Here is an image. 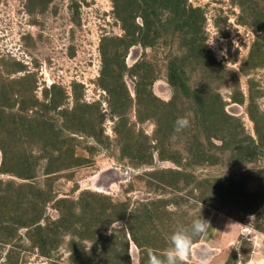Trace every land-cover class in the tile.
<instances>
[{
	"label": "trees",
	"instance_id": "1",
	"mask_svg": "<svg viewBox=\"0 0 264 264\" xmlns=\"http://www.w3.org/2000/svg\"><path fill=\"white\" fill-rule=\"evenodd\" d=\"M233 1L243 13L248 11L245 24L257 27L259 33L239 65L241 75L247 77L250 71L264 67V13L258 12L259 3L255 0ZM27 2V10L31 12L36 7L35 0ZM37 2L44 9L48 1ZM110 2L122 35L101 37L98 48L101 68L96 85L107 94L109 110L116 119L114 140L103 133L99 103L84 101L82 85L73 82L69 93L52 83L42 88L43 98L39 101L35 94L36 75L27 72L25 65L15 60L8 70L12 67L11 73L23 72V75L13 81L0 79L2 245L12 242L17 231L24 228L31 247L46 258L58 251L67 238L68 264H131L127 239L130 235L140 250L139 264H147L149 253L160 256L168 247L154 221L160 226L163 217L172 215L168 206L178 202L156 199L143 204L140 213L135 215L130 213L127 201H113L107 195L89 190L80 191L75 199L59 197L55 183L62 178L70 180L76 169L92 163V157L99 150H109L115 145L119 147V157L130 159L136 166L151 165L154 152L160 161L184 168L217 166L225 156L234 163L249 164L263 155L264 112L251 92L245 97L238 90L233 71L218 69L220 64L206 44L202 9L193 7L187 0ZM243 16L239 18L244 20ZM173 39H177L182 51L172 55L166 65L165 81L171 89V97L163 101L152 92L153 83L158 79L155 66L142 59L127 67L124 59L132 46L154 48ZM3 60L0 63L5 64ZM198 71L201 72L199 84L191 87L188 75ZM217 71L229 75L230 79L218 77L212 84ZM125 75L133 79V97L123 81ZM23 81L29 84L14 96L13 87ZM248 83L251 85L252 81ZM226 85L232 88L229 96L232 103L247 102L246 112L254 126L255 140L250 135L243 136L237 119L225 112V102L218 88ZM130 108H134L136 123L151 121L154 124L152 143L142 142L141 146L130 143L128 137L134 134L131 126L126 127ZM180 117L188 119L189 126L177 133L174 122ZM173 138L181 141L182 146L180 151L172 153L169 145ZM249 174L203 181L180 170L151 175L154 186L163 189L178 188L180 178L184 187L211 184L212 193L209 197L201 194L199 202L215 208L212 200L216 202L230 193L234 197L230 208L239 207L237 212L247 216L256 209L253 205L249 209L239 199L243 200L242 193L246 195ZM49 204L57 212L54 220L46 216ZM224 204L225 200L221 206ZM123 219L126 225L113 230V224ZM86 243L92 244L89 249ZM13 254L17 255L13 248L7 251L4 264H17Z\"/></svg>",
	"mask_w": 264,
	"mask_h": 264
},
{
	"label": "rangeland",
	"instance_id": "2",
	"mask_svg": "<svg viewBox=\"0 0 264 264\" xmlns=\"http://www.w3.org/2000/svg\"><path fill=\"white\" fill-rule=\"evenodd\" d=\"M46 1L48 2L43 9L35 0L36 7L28 12L27 0H0V60L5 61V64L0 63V79L13 81L23 75V72L11 73L14 71L12 67L8 70L15 60L25 65L27 72L36 75L35 94L39 101L43 98L42 88L52 83L62 86L67 92L71 90L73 82L82 85L84 101L99 103L103 115V133L114 140L113 125L116 119L109 110L107 94L96 85L101 68L98 52L101 37L122 35L120 24L114 18L112 3L110 0ZM255 1L259 3L258 12L264 13V0ZM187 3L201 8L204 13L206 44L220 64L218 69L233 71L238 90L245 97L251 92L255 103L264 112V67L250 71L247 77L239 71V65L247 57L259 34L257 27L245 24L248 11L243 13L233 0H187ZM181 51L177 39L163 41L154 48L132 46L124 62L127 67H131L143 59L154 65L155 70H158V79L153 83L152 92L159 99L168 101L171 89L165 81L166 65L172 55ZM216 73L212 84L218 77L227 76L230 79L222 71ZM200 75L199 71L188 75L191 87L199 84ZM248 79L252 81L251 85ZM123 81L133 97V79L125 75ZM28 84L29 82L23 81L13 87L14 96L18 95L17 91H24L26 88L23 87ZM231 91L230 85L218 88L225 102L224 110L237 119L243 136L250 135L255 140L254 126L246 112L247 102L242 105L232 103L229 98ZM134 112V108L127 112L126 127L131 126L134 133V136L128 137L130 143L134 146H141L142 142L152 143L154 124L151 121L136 123ZM178 138L182 140L180 136ZM181 146L182 142L173 138L170 140L169 151H180ZM118 148L115 145L109 150H99L92 157V163L76 169L70 180H58L54 185L58 196L75 199L80 191L89 190L107 195L113 201H127L130 213L135 215L140 213L145 203L156 199H170L179 203L168 206L167 210L172 215L163 217L162 223L158 221L160 226L154 221L166 243L177 228L191 225L199 216L210 224L208 232L200 237L202 239L194 242L191 255L185 263L198 264L200 259H207L209 264H264V152L249 164L234 163L225 156L217 166L184 168L168 161H160L157 152L153 153L151 165L136 166L130 159L120 158ZM164 170H180L182 173L192 174L197 181L227 179L250 172L246 177L250 179L246 184L247 196L242 193L244 197L239 202L244 201L248 208L253 205L256 211L252 215L243 216V213L237 212L239 207L230 208L234 200L230 193H225L223 199L218 198L216 202V199L212 200L215 208L199 202L201 194L209 197L212 193L211 184L200 187L191 184L184 187L181 182L183 178H180L176 189L157 188L151 174ZM223 200L225 204L221 206ZM46 216L51 220L57 218V212L51 204L46 208ZM125 225L126 220L123 219L114 223L112 229ZM26 232L27 229L20 228L12 242L0 244V264L6 262V253L12 248L17 253L12 255L17 264L69 263L67 238L58 251H53L51 257L46 258L31 247ZM127 239L130 262L139 264L140 250L134 245L130 235H127ZM91 245L86 243V248L89 249Z\"/></svg>",
	"mask_w": 264,
	"mask_h": 264
},
{
	"label": "clouds",
	"instance_id": "3",
	"mask_svg": "<svg viewBox=\"0 0 264 264\" xmlns=\"http://www.w3.org/2000/svg\"><path fill=\"white\" fill-rule=\"evenodd\" d=\"M189 126V120L180 117L174 122V131L179 133ZM210 228L207 220L201 216L189 226L177 228L168 238V247L158 256L149 253L147 264H184L190 257L195 240L205 235ZM198 264H209L207 259H200Z\"/></svg>",
	"mask_w": 264,
	"mask_h": 264
}]
</instances>
